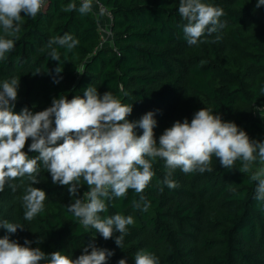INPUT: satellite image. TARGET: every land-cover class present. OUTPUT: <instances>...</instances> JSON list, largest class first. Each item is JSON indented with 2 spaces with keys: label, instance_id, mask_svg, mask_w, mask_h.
<instances>
[{
  "label": "trees",
  "instance_id": "trees-1",
  "mask_svg": "<svg viewBox=\"0 0 264 264\" xmlns=\"http://www.w3.org/2000/svg\"><path fill=\"white\" fill-rule=\"evenodd\" d=\"M97 1L111 16L107 44L94 10L84 15L62 10L70 3L79 9L80 0H46L35 18L22 13L16 36H7L0 26V37L15 42L14 50L0 60V87L20 78L16 113L27 107L35 114L50 107L54 98L83 97L92 87L101 96L110 91L131 105L129 121L154 112L157 143L166 128L178 120L190 122L201 108L234 122L252 141L264 142V119L254 116V105L264 106V6L257 8V0H202L223 9L224 27L206 33L192 46L183 32L186 21L178 12L180 0ZM65 34L78 41L75 48L49 47V41ZM53 48L59 61L49 55ZM58 66L63 68L60 73L55 71ZM135 131L142 134L140 128ZM31 142L29 138L23 151L34 158L38 153L28 151ZM209 167L213 170L204 173L177 169L172 179L178 187L169 189L162 183L165 162L157 158L155 175L142 194L146 209L143 203L133 204L140 201L134 190L126 197L110 192L105 201L108 211L99 215L121 214L134 221L118 247L119 233L105 240L68 210L89 190L83 178L73 197L68 186L52 183L41 162L39 183L32 184L25 175L9 181L0 192V222L23 226L14 234L0 228V238L8 236L21 245L27 240L31 242L27 246L46 254L60 251L73 259L94 244L114 253L107 264L120 259L134 264L141 250L153 254L158 264H264V201L254 198L257 181L251 179L264 162L257 158L251 170L242 173L240 160L226 169L213 156ZM29 187L47 194L43 210L31 221L24 219L23 196Z\"/></svg>",
  "mask_w": 264,
  "mask_h": 264
},
{
  "label": "clouds",
  "instance_id": "clouds-1",
  "mask_svg": "<svg viewBox=\"0 0 264 264\" xmlns=\"http://www.w3.org/2000/svg\"><path fill=\"white\" fill-rule=\"evenodd\" d=\"M45 4L46 0H0V26L4 33L16 36L21 14L35 18ZM260 6H264V0H257L256 7ZM62 10L87 14L91 11V0H83L79 9L70 3ZM178 12L186 21L183 32L189 46L201 42L206 33L211 35L224 27L220 21L223 9L202 0H180ZM53 44L71 50L78 41L65 34L49 41V47ZM14 47L13 39L0 37V60ZM49 55L52 60H60L54 48ZM62 70L61 66L55 69L57 73ZM19 84L20 78L14 77L0 87V192L9 181L25 175L32 184L39 183L37 174L41 162L50 173L52 183L68 186L73 197L77 196L83 178L89 190L82 198H76L68 210L85 228H94L105 240L119 233L115 238L118 247L123 246L127 226L134 223L133 218L121 214L102 218L99 214L108 211L105 201L111 198L110 192L115 197H126L130 189L140 196V201L133 204L139 207L143 203L146 209L148 202L142 194L155 175L153 162L157 158L165 162L167 173L162 183L169 189L178 187L172 179L177 169L185 174L211 172L209 165L213 156L226 169H232L240 160L242 173L249 172L257 158L264 162V142L252 141L234 122L222 120L207 108L198 110L190 122L188 119L174 122L163 131L157 143L154 112L129 121L132 106L122 103L110 91L101 96L97 89L87 87L83 97L77 95L69 100L60 96L43 111L33 114L25 107L16 113L13 109ZM137 128L142 129L141 135L136 134ZM29 138L32 142L28 151L38 153L34 158L23 151ZM251 179L257 181L254 198L264 201V168L255 171ZM9 186L15 191L14 185ZM46 195L40 188L27 189L23 196L25 220L31 221L43 210ZM0 228L14 234L23 226L5 220L0 222ZM30 243L25 240L21 245L8 236L0 238V264H107L108 257L114 254L89 244L83 254L73 259L60 251L46 254L39 247L27 246ZM118 264H127V261L120 259ZM134 264L158 262L153 254L141 250L135 255Z\"/></svg>",
  "mask_w": 264,
  "mask_h": 264
},
{
  "label": "rangeland",
  "instance_id": "rangeland-1",
  "mask_svg": "<svg viewBox=\"0 0 264 264\" xmlns=\"http://www.w3.org/2000/svg\"><path fill=\"white\" fill-rule=\"evenodd\" d=\"M96 16L100 25L103 43L107 44L110 39L111 18L108 13L104 12L101 9H97Z\"/></svg>",
  "mask_w": 264,
  "mask_h": 264
},
{
  "label": "built area",
  "instance_id": "built-area-1",
  "mask_svg": "<svg viewBox=\"0 0 264 264\" xmlns=\"http://www.w3.org/2000/svg\"><path fill=\"white\" fill-rule=\"evenodd\" d=\"M80 2L82 3L83 0H80ZM91 9L94 10L95 13H96L97 9H101V10H103L104 12L108 13V12L104 9V7H103L101 4L98 3L97 0H91ZM108 14H109V13H108ZM109 16H110V14H109ZM110 18H111V16H110ZM254 116H255V118H257V119H261V120H263V119H264V106L260 107V106L254 105Z\"/></svg>",
  "mask_w": 264,
  "mask_h": 264
}]
</instances>
